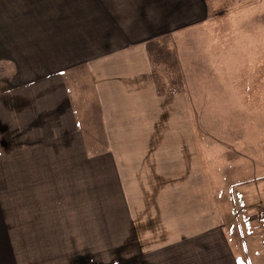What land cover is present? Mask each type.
I'll return each mask as SVG.
<instances>
[{
    "label": "rangeland",
    "instance_id": "obj_1",
    "mask_svg": "<svg viewBox=\"0 0 264 264\" xmlns=\"http://www.w3.org/2000/svg\"><path fill=\"white\" fill-rule=\"evenodd\" d=\"M81 1L0 0V92L53 71L73 70L68 73L71 82L84 75L78 67L87 60L95 62L100 54L94 44L102 53L108 40L104 39L102 18L96 23L95 5L101 6L100 0H84L83 6ZM138 1L142 4L145 0ZM204 2L202 24L186 31L178 47L183 57L182 62L179 57L178 73L186 86L185 76L188 78L192 88H181L178 74L168 71L166 74L178 87H166L153 80L147 93L150 95H146L151 102L144 103L135 119H116L123 123L117 126L122 128L119 131L116 124L99 122V101L83 78L76 83L77 89L76 85L73 88L75 93L83 89L81 103L87 111L83 142L87 156L73 163L64 158L60 148L44 147L39 151L36 163L38 160L41 166L50 165L59 173L79 167L74 164L100 165L98 159L106 165L112 161V151L125 149L159 150L161 154L149 168L166 174L170 173L164 168L165 162L177 152L179 159L185 161L186 153H192L193 163L198 161V166L192 168L200 174L190 184L193 198L186 199L180 189L173 188L175 183L184 184L183 179L167 182L170 190L163 193L159 188V194L153 195L145 218L151 217L158 229L129 236L126 220L119 221L117 229L115 222L114 226L107 222L104 234L109 237L83 239L81 249L87 250V255L79 259L81 264H229L228 259L231 264H264V0ZM103 6L109 7V3ZM156 62L150 59L148 64ZM190 89L194 92L189 93ZM81 113L85 111L81 109ZM149 113L150 120L141 118ZM195 118L199 120L198 127ZM134 120L135 124H128ZM197 133L199 157L194 142ZM71 176L66 175L69 182L55 179V187L63 189L64 198H71L67 194L73 192ZM95 185L100 186L95 191L96 198H100L103 186L101 182ZM126 186L120 182L122 189ZM104 187H108L104 199L114 197L115 202L120 197L112 182ZM165 195L173 203L167 207L161 204ZM137 200L145 202L146 198L140 196ZM194 202L199 205L201 219L214 212L223 221L220 240L226 247L196 255V250L209 246L200 244L194 253L183 247L171 254L172 242L180 241L170 229L172 216ZM144 247L147 251L141 253Z\"/></svg>",
    "mask_w": 264,
    "mask_h": 264
},
{
    "label": "crops",
    "instance_id": "obj_2",
    "mask_svg": "<svg viewBox=\"0 0 264 264\" xmlns=\"http://www.w3.org/2000/svg\"><path fill=\"white\" fill-rule=\"evenodd\" d=\"M100 2L101 6L95 5L96 23L102 18L104 39L108 41H105V49L99 45L102 53L94 44L100 55L95 62L83 61L78 67L84 75L71 82L68 73L73 70L53 71L0 92V264H81L79 259L87 255V250L81 249L85 245L83 239L109 237L104 234L107 222H112L110 226L115 222L117 229V223L126 220L129 236L158 229V224L154 226L151 217L147 220L145 216L153 195L159 194L156 190L162 188L163 193L170 190L167 182L183 179L184 184L175 183L173 188L180 189V195L186 199L194 196L190 184L200 175L192 169L198 166V161L193 163L192 153L185 151L187 165L184 159H179L178 152L173 153L171 161L165 162L164 168L170 174L149 168L152 160L161 154L153 149L115 150L110 156L112 161L106 165L98 159L100 165L74 164L79 167L67 168L62 173L54 172L50 165L41 166L38 160L36 163L44 147L62 149L64 158L73 163L87 156L83 142V120L87 114L81 103L83 89L75 93L73 88L76 85V90L83 78L96 94V102L99 101L97 109L101 111L97 119L103 125L116 124L115 127L123 125L116 119H135L144 103L151 102L146 95H150L147 93L153 80L166 87H178L166 74L168 71L178 74L181 88L186 86L182 74L178 73L179 57L183 61L182 50L178 48L183 41L179 40L193 26L202 24L206 10L204 0H145L142 4L138 0ZM105 2L109 7L103 6ZM83 4L84 0L81 6ZM153 14L161 16L152 17ZM150 59L157 62L149 65ZM87 62L90 63L86 66ZM185 80L186 87L192 88L186 76ZM188 91L194 92L193 89ZM103 92L106 95L100 97ZM192 103L196 104L194 100ZM150 115L141 118L150 120ZM195 122L198 127L197 118ZM128 124H135V120ZM116 129L122 130L121 127ZM194 138L198 156V133ZM178 173H182L181 176ZM67 174L73 177L74 184L70 187L73 192L67 194L71 198H64L63 189L55 187V179L62 182L64 178L63 181L69 182ZM121 181L127 184L126 188L120 187ZM98 182L103 186L100 198H96L95 193L100 188L95 185ZM109 182L120 194L115 202L114 197L104 199V191L108 189L104 186ZM140 196L146 201L137 200ZM194 203L172 216L170 229L180 241L172 242L171 254L174 249L178 252L183 247H188L192 253L198 251L196 255L226 247L220 240V222L223 221L217 219L214 212L201 219L199 205ZM161 204L167 207L173 203L165 195ZM200 244L209 246L194 251ZM145 249L140 252H146ZM227 262L231 264L229 259Z\"/></svg>",
    "mask_w": 264,
    "mask_h": 264
}]
</instances>
